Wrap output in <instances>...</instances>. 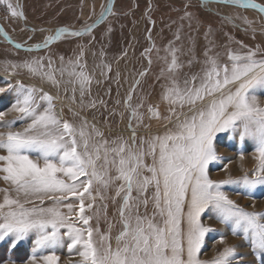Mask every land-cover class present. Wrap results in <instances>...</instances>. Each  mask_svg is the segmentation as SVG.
<instances>
[{
  "label": "snow or ice",
  "instance_id": "1",
  "mask_svg": "<svg viewBox=\"0 0 264 264\" xmlns=\"http://www.w3.org/2000/svg\"><path fill=\"white\" fill-rule=\"evenodd\" d=\"M201 2L205 6L222 3L251 8L264 14V5L254 0ZM0 5L5 6L12 17L23 18L19 6H14L10 0H0ZM101 8L99 21L103 23L112 12L110 5H101ZM94 26L89 24L82 30L60 27L54 34L45 36L42 43L29 45L25 51L48 49L66 37L91 35ZM0 33L8 38L3 29ZM15 47L19 49L23 45L15 44ZM168 50L171 60L167 72L172 76L162 99L170 106L169 114L162 117L158 106L152 105L147 112L149 119L165 120L172 127L165 125L166 130L161 135L140 137L139 145L131 121L128 140L120 136L108 141L95 125H89L83 118L79 126L63 119L55 111V98L43 89L18 83L17 99L10 111L18 113L19 119H30L31 123L22 131H13L16 121H3L5 113L0 112V122L8 129L0 131V150L6 153L0 154V179L16 193L12 197L7 188L0 189L4 192L0 202V242L7 241L10 249H16L34 234L28 264H57L59 258L55 249L63 246L65 236L71 241L70 251L77 245L82 247L78 251L80 264H240L243 257L238 254L236 245L224 248L211 260L200 258L207 234L215 231L202 223L206 212H212L220 224L229 227L232 235L249 242L256 260L264 264V212L246 210L224 190L226 186H238L251 194L258 186H264V106L254 94L256 89L264 88V57L256 58L259 49L246 52L229 49L227 62L220 63L218 54L210 56L206 52L202 74L185 79L181 87L174 78L182 67L178 63L177 49L170 44ZM150 51L145 49V53ZM85 52V46L78 45L73 58L67 62L63 56L59 58L61 66L56 70H46L52 69L50 57L47 66L43 57H33L13 67L26 69L57 87L60 81L56 71L61 77L67 73L68 83L78 84L83 97L92 83L86 71ZM105 67L111 71L110 65ZM161 74H164L163 69ZM4 91L0 87V93ZM75 91L74 87L73 100ZM37 92L42 93L39 98ZM39 101L47 102L42 111ZM131 101L130 92L125 106L131 110L132 118L142 122L143 114L138 110L143 104L133 107ZM90 106L95 107V102ZM185 106L191 115L177 113V107ZM224 132H239L241 141L246 138L255 141L256 166L251 176L245 172L239 177L210 178V163L221 159L214 141L217 134ZM146 157H151V164L145 162ZM112 168L117 175H110ZM116 181L121 183L115 189L113 200L122 199L118 209L122 230L115 237V247L108 234H100L97 246L93 236L99 229L90 225L93 216L87 211L93 209L97 198L105 199L102 189L107 190ZM21 196L25 198L23 201ZM44 196L52 199L55 206L25 207L33 203L29 197L39 198L42 204ZM149 203L153 206L152 215L140 214V207L147 209ZM61 206L67 211H61ZM77 222L87 227H77ZM61 229L67 231L62 233ZM219 239L223 242L224 237L221 235ZM0 264H16V261L0 259Z\"/></svg>",
  "mask_w": 264,
  "mask_h": 264
},
{
  "label": "rangeland",
  "instance_id": "2",
  "mask_svg": "<svg viewBox=\"0 0 264 264\" xmlns=\"http://www.w3.org/2000/svg\"><path fill=\"white\" fill-rule=\"evenodd\" d=\"M254 1L264 5V0ZM10 2L14 6H19L18 10L23 12L24 21L21 17H12L6 7L0 5V24L15 42L33 45L43 42L47 34L33 32L30 27L49 29L60 26L84 27L99 16L102 11L101 5L105 6L107 0H10ZM109 28L111 31H108ZM170 44L172 48L177 49L178 63L182 65L174 78L183 87L185 79L190 80L193 75L202 74L206 52L210 56L218 54L220 63L227 62L229 49L240 52L259 49L256 58L264 57V17L251 10L213 3L205 6L190 0H116L112 15L91 32V35L65 38L40 52L18 51L0 36V87L5 89L0 93V112L5 113L3 121L15 120L13 131H22L31 123L30 119H19L18 113L10 111V106L17 99L18 83H23L26 86L43 89L53 96L55 111L63 119L79 126L83 118L89 125H95L108 141L120 136L128 140L131 136L130 121L132 127L136 129L138 145L140 137L161 135L166 130L165 125L170 128L172 124L165 120L149 119L147 109L150 105L158 106L162 117L169 114L170 106L162 99V93L165 86L170 85L169 77L172 76L167 72L168 62L171 60V52L168 50ZM78 45L85 46L86 71L92 77L90 91L86 90L83 97L80 95L78 84L68 83L70 77L67 73L61 77L56 71V77L60 81L57 87L40 76L31 75L26 69L13 67L14 64L19 65L33 57H43L47 66L50 57L53 62L52 69L46 70L59 69L61 66L59 58L63 56L65 62L73 58L78 51ZM145 49H151L150 53H145ZM106 65L111 66V71H108ZM101 72L104 75H101ZM141 72L146 74L141 76ZM74 87L76 91L73 100ZM130 92L133 107L143 104L138 110L143 114L142 122L132 118L131 110L125 106V100ZM41 94L37 92V98ZM254 94L258 103L264 106V88L256 89ZM93 102L95 107L90 106ZM39 103L41 111L47 107V102ZM176 111L191 115L187 106L183 109L177 107ZM7 130L3 122H0V131ZM214 144L221 159L210 163V178L221 180L229 175L239 177L245 172L251 176L256 166L254 140L246 138L241 141L239 132H224L217 134ZM109 146L111 147V144ZM0 154L6 153L0 150ZM32 155L35 158V154ZM145 162L151 164V157H146ZM110 175H117L115 168L111 169ZM120 183L116 181L107 190L102 189L105 199L102 201L97 198L93 209L87 211L88 215L93 216L90 225L94 229H99V233H94L93 236L97 246L100 234H108L112 246L115 247V237L122 230L118 212L122 199L116 197L113 200L115 189ZM5 188L9 190L10 196H16L11 186L0 179V189ZM224 190L230 199L246 210L264 212V186H258L251 194H247L238 186H226ZM151 191L150 189L149 195ZM3 195L4 192L0 191V202ZM133 195L135 196V192ZM20 199L23 201L25 198L21 196ZM29 199L33 203L25 204V207H32L33 204L46 208L55 206L54 201L47 196L43 197L42 204L37 197ZM61 211L67 210L61 206ZM139 211L142 215L146 213L151 216L153 206L149 203L147 209L141 206ZM73 219L75 220V217ZM202 223L215 229L205 238L200 253L202 260H211L224 248L236 245L238 254L243 257L240 264H259L250 243L241 236L232 235L230 228L220 224L212 212H206L202 216ZM76 226L87 227L79 222ZM66 231L67 229H61L62 233ZM221 235L224 237L223 242L219 239ZM34 239L35 235L30 234L16 249H10L7 241L0 242V259L10 258L14 259L16 264H28ZM70 242L65 236L63 246L55 249V254L59 258L57 264H80L81 257L78 251L82 250V247L77 245L70 251L68 248Z\"/></svg>",
  "mask_w": 264,
  "mask_h": 264
},
{
  "label": "water",
  "instance_id": "3",
  "mask_svg": "<svg viewBox=\"0 0 264 264\" xmlns=\"http://www.w3.org/2000/svg\"><path fill=\"white\" fill-rule=\"evenodd\" d=\"M115 1L116 0H107L106 4H105V7L107 6H111V12L113 13V9H114V5H115ZM190 1H196V2H199V3H202L201 0H190ZM255 2V1H254ZM257 4H260L258 2H255ZM203 4V3H202ZM213 4H218V5H226V4H222V3H213ZM262 5V4H260ZM226 6H232V7H236V8H240V9H244V10H251L253 12H256L258 13L259 15L263 16L264 17V14L260 13L259 11L255 10V9H251V8H243V7H239V6H234V5H226ZM21 11V10H20ZM112 14H109L106 16L105 20L103 21V23L111 16ZM23 21H24V17L21 18ZM103 23H101L99 21V16L96 17L90 24H94L95 26L93 27L92 29V32L94 30H96L98 27H100ZM60 27H66V26H60ZM60 27H56V28H44V27H41V28H33V27H30V30L32 31V29H36V33H51V34H54L55 30L60 28ZM85 27V26H84ZM84 27H81V28H71V27H67L69 28L70 30H82ZM0 29H3V32H6L7 31L4 29V27L0 24ZM40 29H44L45 31L41 32L39 31ZM8 34V38L6 39L5 36L3 35V33H0V36L3 38V40L8 44L10 45L11 47H13L14 49L18 50V51H24V52H27L25 51V48L28 47L29 45H24V44H21V43H18V42H15L12 38H11V35L9 33ZM86 36V35H85ZM83 37V36H82ZM66 38H80V37H66ZM42 43V42H41ZM56 43V42H55ZM54 43V44H55ZM15 44H21L23 45V47L17 49L15 47ZM34 45V44H33ZM53 45V44H52ZM52 45H50L49 47H51ZM43 50H46V49H40L38 51H33V52H40V51H43Z\"/></svg>",
  "mask_w": 264,
  "mask_h": 264
},
{
  "label": "bare ground",
  "instance_id": "4",
  "mask_svg": "<svg viewBox=\"0 0 264 264\" xmlns=\"http://www.w3.org/2000/svg\"><path fill=\"white\" fill-rule=\"evenodd\" d=\"M98 10H99V9H98ZM98 10H97V12H98ZM49 34H51V33H47V35H49ZM47 35H46V36H47ZM11 106H12V105H11ZM11 106H10V107H11ZM11 114L13 115V112H11ZM12 117H13V116H12ZM243 161H244V160L242 159V162H243ZM238 164H239V163H238ZM242 164H244V163H242ZM236 170H237V169H236ZM215 177H216V176H215ZM217 177H219V176H217Z\"/></svg>",
  "mask_w": 264,
  "mask_h": 264
}]
</instances>
